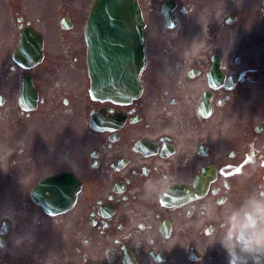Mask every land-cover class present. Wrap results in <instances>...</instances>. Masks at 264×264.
I'll return each mask as SVG.
<instances>
[{
	"label": "flooded vegetation",
	"instance_id": "obj_1",
	"mask_svg": "<svg viewBox=\"0 0 264 264\" xmlns=\"http://www.w3.org/2000/svg\"><path fill=\"white\" fill-rule=\"evenodd\" d=\"M101 143H107V150L99 154V170L100 181L96 185L99 194L98 206L94 205L93 210L107 211L109 207H113L116 212V225L124 229L129 237V247H133L132 252H136V257L139 259L138 249L145 245V240L148 235L153 234L157 237L160 246L171 256L173 252H179V247L172 244L171 248L167 245V238L161 232V226L166 225L170 232H176L177 226L173 215L164 211L160 204V196L163 190L167 187L157 186L150 188V183H154L163 175L173 177V182L179 180L180 176L170 166L175 163L180 157H184L188 153L187 147L183 143H178V148L171 156L163 157L164 138L157 136V153L151 156H146L137 151L133 152L134 146L123 135L119 136L118 141H113L112 136H101ZM174 165V164H173ZM187 167H183L180 173H183V179L186 181L192 180L187 178ZM117 188L122 189L121 193L112 190L113 184ZM123 205L125 208H123ZM130 216L129 218H126ZM163 220L158 223L159 217ZM116 226V227H117ZM135 235V242L132 238ZM180 255L174 260V264L179 262Z\"/></svg>",
	"mask_w": 264,
	"mask_h": 264
},
{
	"label": "clouds",
	"instance_id": "obj_2",
	"mask_svg": "<svg viewBox=\"0 0 264 264\" xmlns=\"http://www.w3.org/2000/svg\"><path fill=\"white\" fill-rule=\"evenodd\" d=\"M173 179L163 175L149 187H167ZM218 229L206 249L219 242L228 254V264H264V184L220 217Z\"/></svg>",
	"mask_w": 264,
	"mask_h": 264
}]
</instances>
